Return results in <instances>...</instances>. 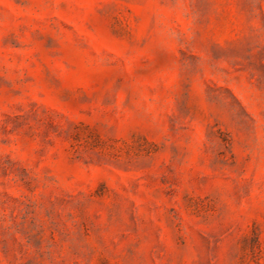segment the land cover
Segmentation results:
<instances>
[{"label":"rangeland","instance_id":"obj_1","mask_svg":"<svg viewBox=\"0 0 264 264\" xmlns=\"http://www.w3.org/2000/svg\"><path fill=\"white\" fill-rule=\"evenodd\" d=\"M0 264H264V0H0Z\"/></svg>","mask_w":264,"mask_h":264}]
</instances>
